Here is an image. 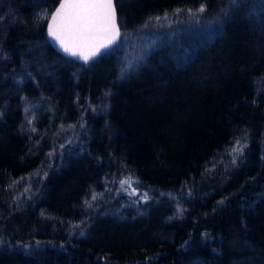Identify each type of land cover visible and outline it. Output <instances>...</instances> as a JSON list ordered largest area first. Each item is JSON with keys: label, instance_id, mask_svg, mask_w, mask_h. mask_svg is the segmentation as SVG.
<instances>
[{"label": "trees", "instance_id": "trees-1", "mask_svg": "<svg viewBox=\"0 0 264 264\" xmlns=\"http://www.w3.org/2000/svg\"><path fill=\"white\" fill-rule=\"evenodd\" d=\"M59 2L0 0V264H264V0H114L147 43L88 65Z\"/></svg>", "mask_w": 264, "mask_h": 264}, {"label": "snow or ice", "instance_id": "snow-or-ice-1", "mask_svg": "<svg viewBox=\"0 0 264 264\" xmlns=\"http://www.w3.org/2000/svg\"><path fill=\"white\" fill-rule=\"evenodd\" d=\"M188 11L190 15H196L190 9ZM204 11L205 6L202 4L198 12L203 13ZM176 12L178 14L180 9H177ZM47 18H49V14L46 9L37 17V19ZM163 18L167 20L168 14L165 13ZM155 19L159 21L160 17ZM48 35L56 41L64 53L72 57H79L85 65H88L89 61L94 58L114 53L123 43L117 24L114 0H60L59 7L50 16ZM102 49L106 51H102ZM121 78H123V71ZM25 111L27 112L28 109L26 108ZM32 131H36V129L33 128ZM246 147L247 144H241L239 140L236 141L230 153L233 155V164L236 163L237 157L244 155ZM45 175L47 174L45 173ZM130 180L131 178H128L120 182L122 190L125 184L131 187ZM130 194L138 195L135 189H132ZM100 195L102 194L93 192L91 200L95 201ZM142 199L147 201V193L143 195ZM85 204L91 207L88 200H85ZM181 211L180 208H177L178 213ZM80 235L83 236L84 233L81 232ZM2 243L3 241L0 240V244Z\"/></svg>", "mask_w": 264, "mask_h": 264}, {"label": "rangeland", "instance_id": "rangeland-1", "mask_svg": "<svg viewBox=\"0 0 264 264\" xmlns=\"http://www.w3.org/2000/svg\"><path fill=\"white\" fill-rule=\"evenodd\" d=\"M146 43H147V41H145V40L137 42L135 44H133L132 41L129 40V42L126 43L125 39H123L122 49L126 53H129V52L135 53V54H132V55H135V56H132V57H136L138 59L137 55L139 53H143V51H141V50L143 49V47L145 46ZM132 63H133V59L131 58V55H130V56H128L127 59H125L124 67L128 68L129 65H131ZM128 178H126V179H128ZM130 183H131V187H129L128 184H125L123 190L121 189V187H120V189L117 188L116 189V193L118 195H125V197L127 196L130 199L136 197V198L139 199V201H141V200L144 201V199H142V197H143V195L146 192H143V191L139 190L138 187L136 186V184L134 183V181L130 180ZM132 189H135V191L138 193V195H131L130 193H131Z\"/></svg>", "mask_w": 264, "mask_h": 264}, {"label": "water", "instance_id": "water-1", "mask_svg": "<svg viewBox=\"0 0 264 264\" xmlns=\"http://www.w3.org/2000/svg\"><path fill=\"white\" fill-rule=\"evenodd\" d=\"M59 3H60V2H59ZM114 5H115V4H114ZM58 7H59V4H58ZM58 7H56V8H58ZM54 11H55V10H54ZM54 11H53V12H54ZM115 12H116V8H115ZM50 16H51V15H50ZM116 17H117V12H116ZM49 22H50V18H49V20H48V22H47V26H46V28H47V29H46V37H47V40H48L50 46L52 47V49L55 50V52L58 53L59 55H61V56L65 57V58L71 60L72 62H76V63H78V64L85 65L84 62H83L82 60H80L79 57H72V56H69L68 54L64 53L63 50L59 48V45L56 43V41L52 40V38L49 37V35H48V24H49ZM117 24H118V21H117ZM118 27H119V24H118ZM119 29H120V27H119ZM120 33H121V30H120ZM118 43H120V42L118 41ZM102 51H106V50H103V49H102ZM98 58H99V57L94 58V60H90V61H89V64H90L91 62L95 61V60L98 59Z\"/></svg>", "mask_w": 264, "mask_h": 264}, {"label": "bare ground", "instance_id": "bare-ground-1", "mask_svg": "<svg viewBox=\"0 0 264 264\" xmlns=\"http://www.w3.org/2000/svg\"><path fill=\"white\" fill-rule=\"evenodd\" d=\"M175 29H177L178 28V25H176L175 24V27H174ZM42 170H41V172L43 173V172H45L46 171V168L45 167H43V168H41ZM126 178H128V175L127 174H122L121 176H120V178H119V180L115 183V184H112V189H113V193L116 191V189L119 187V184H120V182L122 181V180H125ZM26 253H29V251L28 250H26ZM30 254V253H29Z\"/></svg>", "mask_w": 264, "mask_h": 264}]
</instances>
